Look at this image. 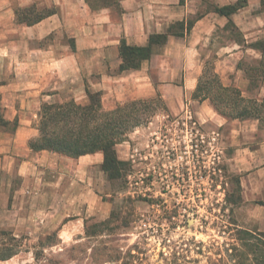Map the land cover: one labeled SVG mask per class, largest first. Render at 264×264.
<instances>
[{
	"label": "crops",
	"instance_id": "obj_1",
	"mask_svg": "<svg viewBox=\"0 0 264 264\" xmlns=\"http://www.w3.org/2000/svg\"><path fill=\"white\" fill-rule=\"evenodd\" d=\"M237 2L0 0V101L4 118L17 121L14 130L0 129V229L30 236L57 229L68 238L73 222L66 218L77 214L72 199L92 190L94 177H106L101 152L70 157L29 147L42 103L86 104L90 93H99L110 110L159 95L171 108L194 92L207 61L222 85L248 97L251 83L242 64L261 59L251 43L264 38V9L261 0H245L228 15L217 10ZM30 6L50 13L27 24L21 9ZM122 45L146 47L148 55L126 65ZM259 87L261 95L264 77ZM229 122L230 161L250 205V229L264 232V205L257 202L264 201V125Z\"/></svg>",
	"mask_w": 264,
	"mask_h": 264
},
{
	"label": "rangeland",
	"instance_id": "obj_2",
	"mask_svg": "<svg viewBox=\"0 0 264 264\" xmlns=\"http://www.w3.org/2000/svg\"><path fill=\"white\" fill-rule=\"evenodd\" d=\"M252 78L248 97L264 105L263 77ZM160 105L119 143L127 169L94 177V188L72 199L77 214L66 218L73 222L68 238L57 229L34 236L10 230L0 242L17 253L0 264H238L232 248H244L232 224H255L230 161L233 125L192 94L171 108L163 101L166 111Z\"/></svg>",
	"mask_w": 264,
	"mask_h": 264
},
{
	"label": "trees",
	"instance_id": "obj_3",
	"mask_svg": "<svg viewBox=\"0 0 264 264\" xmlns=\"http://www.w3.org/2000/svg\"><path fill=\"white\" fill-rule=\"evenodd\" d=\"M245 0H238L236 5L217 8L222 14H230L244 4ZM264 9V0H261ZM22 21L32 24L50 10H35L33 6L22 9ZM157 41V40H156ZM261 51V59L256 67L247 68L246 73L253 81L252 73L264 77V38L251 43ZM120 53L127 61L126 65H133L135 59L148 55L146 47H130L122 45ZM194 98L208 100L212 108L225 119H256L264 123V105L255 97H245L234 86H224L214 71L212 61H207L198 79L197 86L192 93ZM89 101L80 104L74 100L54 103H42L37 122L38 135L29 139L28 145L34 151L49 150L70 157L101 152V170L110 179L119 176L120 170H126L128 162L118 157L116 145L124 141L129 132L140 125L149 122L154 105H160L166 111L163 100L159 95L137 99L116 105L106 110L102 107L99 93H90ZM152 115V116H153ZM16 119L8 121L4 118V107L0 101V129L14 130ZM239 185V179L236 181ZM237 199V198H236ZM230 199L233 205L235 202ZM264 205V201H257ZM232 223V222H231ZM235 228L236 239L240 240L244 248L239 254L233 246L234 254L238 255V264H264V232L232 224ZM10 230L1 229L0 234L10 235ZM15 240V237H11ZM17 253L13 246H6L0 242V260H6Z\"/></svg>",
	"mask_w": 264,
	"mask_h": 264
},
{
	"label": "built area",
	"instance_id": "obj_4",
	"mask_svg": "<svg viewBox=\"0 0 264 264\" xmlns=\"http://www.w3.org/2000/svg\"><path fill=\"white\" fill-rule=\"evenodd\" d=\"M194 145H196V143H194Z\"/></svg>",
	"mask_w": 264,
	"mask_h": 264
}]
</instances>
